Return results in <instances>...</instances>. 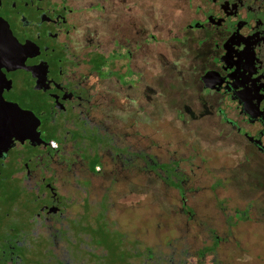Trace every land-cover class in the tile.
<instances>
[{
	"label": "flooded vegetation",
	"instance_id": "af4514ba",
	"mask_svg": "<svg viewBox=\"0 0 264 264\" xmlns=\"http://www.w3.org/2000/svg\"><path fill=\"white\" fill-rule=\"evenodd\" d=\"M186 3L183 39L204 59L191 69V89L216 97L236 150L264 171V0ZM145 16L134 0H0V264H99L94 249H77L80 197L122 198L125 184L146 181V152L159 155L146 148L144 119L130 117L122 89L100 75L99 44L133 42ZM121 50L112 62L122 72ZM132 249L105 253L114 264H139ZM191 249L161 252L157 262L197 264ZM210 257L202 264H216Z\"/></svg>",
	"mask_w": 264,
	"mask_h": 264
},
{
	"label": "rangeland",
	"instance_id": "374dc122",
	"mask_svg": "<svg viewBox=\"0 0 264 264\" xmlns=\"http://www.w3.org/2000/svg\"><path fill=\"white\" fill-rule=\"evenodd\" d=\"M134 1L145 6L142 35L136 34L133 42L109 40L105 51L99 44L106 64L100 75L110 76L122 89L130 117L144 119L146 148L155 146L159 155L156 161L153 149L146 152V181L125 184L122 198L110 192L109 198L86 203L80 197L77 249H94L99 264H114L107 249L120 254L133 246L128 257H137L139 264H158L161 252L176 256L192 244L197 264L209 255L216 264H264V171L236 150L240 143L226 134L215 114L216 97L203 99L204 92L191 89L196 79L191 69L198 73L204 59L195 45L192 54L183 39L182 24L190 16L186 0ZM122 48L126 55L120 59L121 72L112 60ZM116 154L112 149L111 155ZM80 192H86L84 182ZM178 211L182 215L176 218Z\"/></svg>",
	"mask_w": 264,
	"mask_h": 264
},
{
	"label": "water",
	"instance_id": "95a60500",
	"mask_svg": "<svg viewBox=\"0 0 264 264\" xmlns=\"http://www.w3.org/2000/svg\"><path fill=\"white\" fill-rule=\"evenodd\" d=\"M207 77V76H206Z\"/></svg>",
	"mask_w": 264,
	"mask_h": 264
}]
</instances>
